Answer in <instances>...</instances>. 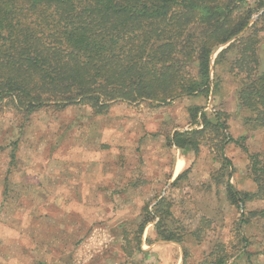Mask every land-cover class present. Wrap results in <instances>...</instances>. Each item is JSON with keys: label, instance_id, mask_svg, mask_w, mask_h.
Segmentation results:
<instances>
[{"label": "rangeland", "instance_id": "1", "mask_svg": "<svg viewBox=\"0 0 264 264\" xmlns=\"http://www.w3.org/2000/svg\"><path fill=\"white\" fill-rule=\"evenodd\" d=\"M259 51L264 68V43ZM219 52L212 58L208 96L166 104L118 101L107 116L92 115V108L81 104L26 115L5 99L0 105V264H212L217 243L228 254L226 264H263L264 219L243 223L241 218L264 208V200L237 207L228 199L226 182L242 191L257 189L249 154L258 153L264 162V127L248 121L250 114L240 108L235 77L219 68L216 83ZM191 105L213 120L221 113L226 133L248 149L226 144L232 165L222 184L212 178L222 167L215 131L207 130L199 152L168 140L177 130L199 125L192 123ZM178 160L179 173L187 171L174 184ZM163 196L172 203L170 227H181L183 241L161 238L150 222L141 250L131 240L134 254L126 253V231L134 239L144 209ZM196 229L200 237L191 234Z\"/></svg>", "mask_w": 264, "mask_h": 264}, {"label": "trees", "instance_id": "2", "mask_svg": "<svg viewBox=\"0 0 264 264\" xmlns=\"http://www.w3.org/2000/svg\"><path fill=\"white\" fill-rule=\"evenodd\" d=\"M263 43L264 0H0V105L9 98L30 115L81 104L102 115L118 101L166 104L208 96L212 58L220 51L214 60L216 83L219 68L235 77L240 108L250 114L248 121L264 127ZM188 112L199 125L177 130L168 140L199 152L207 130L215 131L222 167L212 178L222 184L232 165L226 144L248 149L226 133L221 113L213 120L198 105ZM249 157L257 189L242 191L226 182L230 203L244 209L248 201L264 200V162L258 153ZM144 210L134 239L126 231V253L134 254L131 240L141 250L150 222L161 238L183 241L181 227H170L174 214L167 196ZM256 217L264 219V208L244 212L241 222ZM200 233L191 231L196 237ZM210 255L212 264L228 261L222 244Z\"/></svg>", "mask_w": 264, "mask_h": 264}, {"label": "crops", "instance_id": "3", "mask_svg": "<svg viewBox=\"0 0 264 264\" xmlns=\"http://www.w3.org/2000/svg\"><path fill=\"white\" fill-rule=\"evenodd\" d=\"M101 116H107V115L102 114ZM102 152H104V151H102ZM102 152H101L100 150H97V151H96V153H99V154H102ZM178 162H179V160L177 161L175 171L173 172V176H172L173 179L179 176V174H180L179 171L182 169V168H181L180 170H177V168H178V164H179ZM182 172H183V171H182ZM92 183H93V181H92L89 185H86V186H85L87 190L90 189V187L93 188V185L91 186ZM82 187H83V186H82ZM88 191H89V190H88ZM94 199H95V197H94Z\"/></svg>", "mask_w": 264, "mask_h": 264}, {"label": "bare ground", "instance_id": "4", "mask_svg": "<svg viewBox=\"0 0 264 264\" xmlns=\"http://www.w3.org/2000/svg\"><path fill=\"white\" fill-rule=\"evenodd\" d=\"M181 158V157H180ZM185 160V159H184ZM182 166H183V163L182 162H180L179 164H178V168H177V170H180L181 168H182Z\"/></svg>", "mask_w": 264, "mask_h": 264}, {"label": "water", "instance_id": "5", "mask_svg": "<svg viewBox=\"0 0 264 264\" xmlns=\"http://www.w3.org/2000/svg\"><path fill=\"white\" fill-rule=\"evenodd\" d=\"M228 44H229V43H228ZM228 44L224 45V47H223V48H225L226 46H228Z\"/></svg>", "mask_w": 264, "mask_h": 264}]
</instances>
